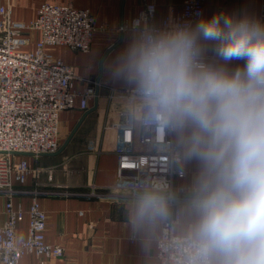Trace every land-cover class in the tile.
I'll return each mask as SVG.
<instances>
[{
  "label": "clouds",
  "instance_id": "9594fccd",
  "mask_svg": "<svg viewBox=\"0 0 264 264\" xmlns=\"http://www.w3.org/2000/svg\"><path fill=\"white\" fill-rule=\"evenodd\" d=\"M154 13L150 4L140 19ZM195 16L140 31L113 75L134 86L141 119L175 133L200 165L188 264H264V18L245 7ZM167 214L159 188L135 220Z\"/></svg>",
  "mask_w": 264,
  "mask_h": 264
},
{
  "label": "crops",
  "instance_id": "0c3cea01",
  "mask_svg": "<svg viewBox=\"0 0 264 264\" xmlns=\"http://www.w3.org/2000/svg\"><path fill=\"white\" fill-rule=\"evenodd\" d=\"M45 3L87 9L94 15L98 29L94 32L89 52L72 50L67 46H50L46 52L74 68V91L83 92L93 81L99 86L87 110H82L77 101L74 108L60 113L61 150L58 154L16 156L18 162L26 159L30 168L24 183L14 180L17 189L76 193L39 198L46 213V241L51 245H61L65 249L64 256L45 260L29 254L21 259L20 264H42L43 261L46 264H160L157 239L171 216L169 206L166 217L136 221L139 201L98 199L79 193L90 192L93 188L109 189L117 195L125 192L115 188L118 182V126L126 113L136 110L140 104L138 99L125 96V92L134 86L116 78L113 67L118 55L140 31L121 30V27L131 25L147 3L156 5L153 24L161 26L167 17L181 12L183 0H11L12 18L28 24L36 19L40 6ZM7 4V0H0V6ZM241 7L260 17L264 0H205L203 14L211 16L219 9ZM39 38V33L31 32L26 49L34 50ZM207 57L213 56L206 53ZM174 142L182 156L178 169L185 174L175 179V187L181 193L193 194L200 165L195 160L184 158L175 133ZM31 204L30 196L16 195L13 198L15 209L21 207L28 211ZM5 205L6 200L0 197V226L6 221ZM195 219L191 204L185 206L176 234L190 237ZM28 233L29 217L26 216L17 225V243L25 241Z\"/></svg>",
  "mask_w": 264,
  "mask_h": 264
},
{
  "label": "built area",
  "instance_id": "2783aa9c",
  "mask_svg": "<svg viewBox=\"0 0 264 264\" xmlns=\"http://www.w3.org/2000/svg\"><path fill=\"white\" fill-rule=\"evenodd\" d=\"M7 1V6H0V197L6 200V221L0 226V264H20L21 259L29 254L45 260L64 256L65 249L61 245L46 241V213L39 198L76 193L17 189L14 180L24 183L30 168L26 159L18 162L16 156L58 154L61 150L60 113L74 108L77 101L82 110H87L99 86L93 81L83 92L74 91V68L55 59L46 48L67 46L87 53L98 27L89 10L50 3L40 6L34 21L23 23L12 18L11 0ZM204 2L183 0L181 12L167 17L161 26L153 24L156 5L147 3L133 19L137 23L125 24L121 30L166 29L194 21L197 11L204 12ZM150 4L155 6L154 15L140 19V13L146 12ZM260 18H264V10ZM33 31L39 33L40 38L35 49L29 51L26 47ZM206 61L213 62V57H207ZM125 96L137 99L135 89L126 91ZM116 155L118 182L115 188L125 191L124 194L96 188L79 194L134 202L140 201L145 193L162 188L171 216L157 239V258L160 264H188L190 237L177 235L176 228L182 221L183 208L191 204L193 194L181 193L175 187V179L185 174L178 169L182 156L174 142V133L144 122L139 106L126 113L118 126ZM16 195L32 198L28 211L14 208ZM26 216L29 217L28 237L17 243L16 228Z\"/></svg>",
  "mask_w": 264,
  "mask_h": 264
}]
</instances>
